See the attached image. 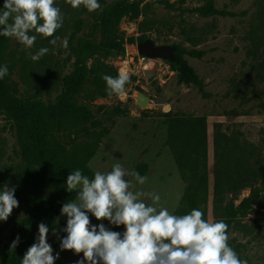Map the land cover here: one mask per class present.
I'll list each match as a JSON object with an SVG mask.
<instances>
[{
    "label": "rangeland",
    "instance_id": "obj_1",
    "mask_svg": "<svg viewBox=\"0 0 264 264\" xmlns=\"http://www.w3.org/2000/svg\"><path fill=\"white\" fill-rule=\"evenodd\" d=\"M135 1L149 10L145 15L149 28L141 26L143 16L136 20L124 18L120 24L124 43L127 45L131 38H136L134 44L138 45L142 43L138 37L146 32L148 39L158 46H173L176 50L180 45L187 52H201V56L186 53L184 57L204 82L207 95L203 96L195 85L180 83L168 60L127 52L113 55L96 63L103 64L107 75L116 77L121 69L129 75L125 95L101 97L94 87H88L78 101L91 109L93 119L85 128L82 126L66 134L78 143H95L97 152L89 162L94 172H109L115 163H120L125 169L147 176L146 183L137 184L133 190L159 194L158 207H166L170 214L177 215L190 185H196L197 177L205 175L209 180L207 220L214 221L217 133L224 144L241 146L233 149L232 169L245 174L248 161L264 167V109L260 105L264 101V0H213L218 9L233 11L236 16L211 17L192 11L205 5L207 0H188L184 8L180 7V0ZM98 3L101 7L90 13L83 5L74 9L67 0H55L54 6L60 9L64 19L53 37L31 32L30 35L37 36L31 49L12 38L7 63L14 66L12 77L22 97L41 93L47 102H55L63 90V78L74 70L78 39L96 32V21L105 6L101 0ZM166 3L176 5L166 10L153 8L154 4ZM56 37L60 40L52 45L50 41ZM64 38H67V47L61 43ZM42 47L49 48V52L38 61L31 60L29 53L34 55ZM138 92L151 98L147 107L137 105ZM194 129L198 130L196 136ZM176 134L179 140L185 137L190 140L178 144L174 139ZM177 148L187 151L186 160L197 159L196 174L184 173L177 159ZM18 150L16 129L0 116V190L5 185L14 187L19 202L7 221H0V226L6 228L4 243L18 221L38 207L37 198L42 191L38 176L26 169ZM236 155L242 159L239 161ZM242 185L239 182L237 187L240 199L251 191L250 187ZM225 198H233V194ZM146 203L150 204L151 200L147 199ZM87 214L92 225L103 223L121 234L126 230L122 225L117 227ZM62 221L55 234L48 235L53 255L59 253L55 264H78L83 253L61 251L60 239L67 235L63 231L67 217ZM237 223L231 237L247 246L240 259L249 258L251 264H264V209L261 214H250ZM0 264H6L3 254H0Z\"/></svg>",
    "mask_w": 264,
    "mask_h": 264
},
{
    "label": "trees",
    "instance_id": "obj_2",
    "mask_svg": "<svg viewBox=\"0 0 264 264\" xmlns=\"http://www.w3.org/2000/svg\"><path fill=\"white\" fill-rule=\"evenodd\" d=\"M101 1L105 6L96 21V32L78 39L74 49V70L63 78V90L53 103L44 100L41 93H37L35 97L25 98L20 95V88L12 77L14 66L7 63L12 38L0 36V66L5 64L8 66V75L0 79V116L16 129L19 156L26 169L36 173L42 189L37 198L38 207L18 221L6 243L3 241L6 228L0 226V254H3L6 264H22L25 252L37 241L40 223L43 222L49 227V234L55 233L61 226L64 218L61 215L63 204L76 198L75 191L69 193L66 190L70 172L80 170L83 175L90 179L94 178L95 172L89 162L97 152L95 143L85 141L78 143L74 137L70 138L69 134H66L76 132L82 126L85 128L84 126L93 119L91 109L80 104L78 99L90 86L98 91L99 96L108 97L105 81L102 79L107 73L103 64L96 61L126 54V44L120 33L122 20L126 17L136 20L143 16L141 26L144 29L149 28L145 16L149 10L142 7L138 1ZM187 1L180 0V7L184 8L183 5ZM3 4L4 0H0V11L3 10ZM192 11L200 13L203 17L236 16L233 11L218 9L213 0H207L205 5ZM148 38L146 32L138 37L142 42ZM130 41L134 43L136 38H131ZM186 53L192 56L202 55L198 51L187 52L184 47L177 45L175 60L167 62L171 69L177 72L180 83L195 85L203 96H206L204 82L184 57ZM260 105L264 109V101ZM193 134L196 136L198 130L194 129ZM174 139L178 144L190 140L189 137L179 140L177 134L174 135ZM193 147L196 150V141L193 142ZM237 147L241 148L240 144L237 146L235 143L233 147L228 143L224 144L221 135L217 133L213 215L214 221L223 220L227 224L228 244L239 257H242L247 246L237 238L231 237V234L239 219L253 213L261 214L264 209V167L248 161L247 173L232 169L230 164L235 157L231 155L233 149ZM177 149V159L183 171L185 170L184 173L196 174L197 159L190 157L186 160L187 151ZM236 159L240 161L242 158L236 155ZM194 177L196 178V175ZM197 178V184L190 185L177 215H185L192 209H199L204 213L203 218L207 220L209 180L205 175H199ZM239 182L241 185L244 182V186L242 185L244 188L251 189L250 194L242 199L237 194ZM227 194H233V198H225ZM239 224L240 222L236 228ZM17 236L20 237V243L15 251H10V245ZM246 259L251 264L249 258Z\"/></svg>",
    "mask_w": 264,
    "mask_h": 264
},
{
    "label": "clouds",
    "instance_id": "obj_3",
    "mask_svg": "<svg viewBox=\"0 0 264 264\" xmlns=\"http://www.w3.org/2000/svg\"><path fill=\"white\" fill-rule=\"evenodd\" d=\"M55 0H4L0 11V36L14 38L31 49L37 39L53 37L63 25L64 17ZM74 9L81 5L88 12L101 7L98 0H67ZM60 37L50 41L56 45ZM67 47V38L61 41ZM49 52L42 47L31 60L38 61ZM8 75L7 64L0 66V79ZM108 95L123 97L129 75L121 69L116 77L103 75ZM147 176L125 169L115 163L111 171H96L94 178L80 170L70 172L66 190L75 191L76 198L64 203L61 215L67 217L63 229L66 237L60 239L61 251L83 253L78 264H248L229 246L228 226L223 220H205L204 213L192 209L185 215L170 214L166 207H158L161 197L155 192L133 190L144 185ZM16 189L4 186L0 190V221H7L19 202ZM150 199L151 203H146ZM91 213L98 221L107 220L111 225L124 226L123 234L112 231L103 223L92 225ZM98 229V230H97ZM49 227L43 222L38 226L37 241L28 248L22 264H55L59 253L53 255L48 243ZM55 234V233H54ZM20 243L17 236L10 245L15 251Z\"/></svg>",
    "mask_w": 264,
    "mask_h": 264
},
{
    "label": "water",
    "instance_id": "obj_4",
    "mask_svg": "<svg viewBox=\"0 0 264 264\" xmlns=\"http://www.w3.org/2000/svg\"><path fill=\"white\" fill-rule=\"evenodd\" d=\"M126 50L129 55L135 53V55L139 54L149 58H162L170 61L175 60V48L173 46H158L150 39L138 45L127 43ZM135 100L137 105L141 108L147 107L151 102V98L143 92H138L135 95ZM118 154V152L115 153L116 156H118Z\"/></svg>",
    "mask_w": 264,
    "mask_h": 264
},
{
    "label": "bare ground",
    "instance_id": "obj_5",
    "mask_svg": "<svg viewBox=\"0 0 264 264\" xmlns=\"http://www.w3.org/2000/svg\"><path fill=\"white\" fill-rule=\"evenodd\" d=\"M173 5H176V4H170V3H166V4H163V5H157V4H154L153 5V8H158V9H161V10H166V9H170Z\"/></svg>",
    "mask_w": 264,
    "mask_h": 264
},
{
    "label": "built area",
    "instance_id": "obj_6",
    "mask_svg": "<svg viewBox=\"0 0 264 264\" xmlns=\"http://www.w3.org/2000/svg\"><path fill=\"white\" fill-rule=\"evenodd\" d=\"M143 57H145V56H143ZM131 59L133 60V59H134V57H132Z\"/></svg>",
    "mask_w": 264,
    "mask_h": 264
}]
</instances>
